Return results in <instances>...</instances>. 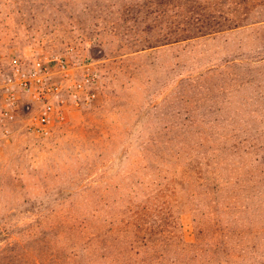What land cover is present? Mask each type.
Wrapping results in <instances>:
<instances>
[{
  "label": "rangeland",
  "instance_id": "374dc122",
  "mask_svg": "<svg viewBox=\"0 0 264 264\" xmlns=\"http://www.w3.org/2000/svg\"><path fill=\"white\" fill-rule=\"evenodd\" d=\"M0 68V264H264V0H0Z\"/></svg>",
  "mask_w": 264,
  "mask_h": 264
},
{
  "label": "built area",
  "instance_id": "2783aa9c",
  "mask_svg": "<svg viewBox=\"0 0 264 264\" xmlns=\"http://www.w3.org/2000/svg\"><path fill=\"white\" fill-rule=\"evenodd\" d=\"M38 65V63H36ZM0 74H1V68H0ZM30 80V76L28 73H26L20 65L17 63H13L11 65V74L7 76L8 83H14L19 85L20 87H27ZM7 89L9 90L8 86ZM8 98H13V93L10 91L8 93Z\"/></svg>",
  "mask_w": 264,
  "mask_h": 264
},
{
  "label": "trees",
  "instance_id": "16d2710c",
  "mask_svg": "<svg viewBox=\"0 0 264 264\" xmlns=\"http://www.w3.org/2000/svg\"><path fill=\"white\" fill-rule=\"evenodd\" d=\"M35 264H44V263H43V262H38V261H37Z\"/></svg>",
  "mask_w": 264,
  "mask_h": 264
}]
</instances>
